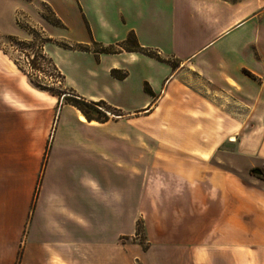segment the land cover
Segmentation results:
<instances>
[{
	"label": "crops",
	"instance_id": "0c3cea01",
	"mask_svg": "<svg viewBox=\"0 0 264 264\" xmlns=\"http://www.w3.org/2000/svg\"><path fill=\"white\" fill-rule=\"evenodd\" d=\"M22 1L24 10L35 14L34 1ZM41 1L57 17V22L47 27L52 41L45 51L79 98L103 100L128 114L146 107L152 96L142 84L153 85L158 76L147 70L152 65L144 54L120 52L118 43L132 32L141 46L158 49L165 57L176 56L180 34L175 32V23H179L180 31L181 21L188 16L214 31L191 55L180 59L176 70L165 64L163 77L168 90L161 97L162 104L182 100L173 88L181 74L177 70L188 62L192 70L212 79L224 78L232 88L237 85L241 90L251 78L245 68L264 75L262 68H250L245 63L250 53L242 37L252 19L243 2ZM61 42L88 45L90 49L89 44L95 42L119 49H115L117 53L97 54L92 49L65 48ZM216 46L211 60L190 59ZM138 66L142 71L138 72ZM124 69L128 73L123 79L111 74L112 70ZM218 69L225 72L216 74ZM134 71L142 98L127 103V87ZM262 99L264 95L257 98ZM64 100L34 88L13 63L0 57V264H264L258 245L250 242L249 226L235 223L232 208L222 206L220 216H207L209 210L217 208L212 198L217 193L203 195L195 185L201 174L190 172L186 166L203 160L201 153L195 152L202 147L187 142L169 154L168 201L147 198L144 239L134 238L142 233L137 234V186L125 196V203L135 201L133 209L127 211L121 203L107 205L106 184L121 180V175L109 174L106 165L113 159L122 173L121 165H128L130 173L124 174L131 180L137 178L132 173L133 167L137 169L136 147L133 154L131 146L124 148L123 159L121 129L109 122L87 120ZM150 111L148 105L144 112ZM189 121L192 130L196 120ZM204 197L210 199L209 206L204 207Z\"/></svg>",
	"mask_w": 264,
	"mask_h": 264
},
{
	"label": "rangeland",
	"instance_id": "374dc122",
	"mask_svg": "<svg viewBox=\"0 0 264 264\" xmlns=\"http://www.w3.org/2000/svg\"><path fill=\"white\" fill-rule=\"evenodd\" d=\"M33 1L37 8L35 14L24 10L22 0H0V57L4 61L13 63L21 73L26 75L34 88L63 99L66 95H73L74 91L65 84L63 74L50 54L45 51V47L50 46L52 41L47 34V27L50 23H56L57 17L47 3L41 0ZM227 1L233 4L243 2L244 5H248L249 16L252 20L244 29L242 37L250 53L245 63L247 67L264 70V0ZM188 17L181 21V32L178 31L179 23H175L177 27L175 32L180 34L176 47L177 57L170 55L166 58L154 48H149V55L142 53L152 65L147 70L158 76L153 85L149 82L142 84L143 89H151L154 94L149 98L150 112H144L147 105L130 115L107 102L89 108L94 116L103 113L108 116L106 122H109V125L121 129L123 159L125 158L124 148L129 149L131 146L132 154L134 147L137 150V169L132 168V173L137 174L136 180L134 178L131 180L128 175L124 174L130 173L128 165H121L122 173L115 166L113 159L107 163L106 169L109 174L121 175V180L113 179L106 184L107 205L115 206L121 203L127 211L130 208L133 209L135 201L132 205L125 203V196L130 194L131 190L135 192L136 185L137 224L142 233L134 238L143 240V211L146 209L147 198L154 197L167 202L171 195L167 188L169 183L167 175L170 174L168 160L171 158L169 154L176 153L175 148L179 147L181 142L191 143L197 147L200 145L202 150L197 149L195 152H197L196 155L201 153L203 160L200 163L196 162L195 165L191 162V166L187 165L186 168L190 172L194 170L196 173L200 172L201 179L195 185L203 195H208L209 191L217 193L216 197L212 195L217 208L214 210L213 207L209 210L207 216H220L222 206L232 208L235 223L243 222L245 226H249L250 242L253 240L258 245L263 256L264 99L258 101L257 98L259 95H264V75H258L251 69L245 68L244 72L251 78L246 88L241 90L237 85L232 88L224 78L212 79L202 71L192 70L188 62L184 68L177 70L181 74L178 77L176 74L178 79L173 88V93L180 95L182 100L180 103L162 104L161 97L168 90L165 83L166 78L163 77L165 64L169 63L173 70H176L181 62L180 59L191 55L214 31V29L206 30L203 25L196 23L191 18L192 16ZM39 38L44 48L36 49L35 44ZM64 44L69 43L61 42V46ZM89 45L95 53L100 50L94 43ZM32 48L43 53L39 55L41 56L39 61L34 60L29 66V50ZM115 49L119 48L115 47ZM215 49H218V46L207 52L198 53L190 59L197 57L196 60H211ZM119 51L131 52L123 48ZM113 53L117 52L113 51ZM137 70L142 71L141 66H138ZM134 72L133 78L128 83L129 86H125L129 91L127 103L139 102L142 98L138 87V74ZM215 72L220 74L225 70L218 69ZM127 73L125 69L111 71L116 78ZM98 109L101 113H98ZM115 115L122 117L112 118ZM191 119L196 120L195 125H192L194 126L192 130L187 125ZM130 133H132L131 139ZM232 137L235 139L232 140ZM127 152L129 154L128 150ZM181 167L183 163L178 168L181 169ZM254 169H260L261 173H254ZM203 202L204 207L209 206L210 199L204 197ZM234 235L235 238L238 236ZM252 238H257V240Z\"/></svg>",
	"mask_w": 264,
	"mask_h": 264
},
{
	"label": "trees",
	"instance_id": "16d2710c",
	"mask_svg": "<svg viewBox=\"0 0 264 264\" xmlns=\"http://www.w3.org/2000/svg\"><path fill=\"white\" fill-rule=\"evenodd\" d=\"M100 50H97L96 53H113L117 52L115 51V47H104L102 44L100 43H95ZM120 49L123 48L127 51H131V52H141V53H145L148 54L150 52L149 48H145L143 46L140 45V43L138 42L136 36L134 33H129V35L127 36V38L125 40H123L122 42H120L119 44ZM63 46L65 47H72L70 44H64ZM76 49H80V50H88L89 46L88 45H77L74 46ZM149 55V54H148ZM34 62V61H33ZM127 74H125L124 76L119 77V79H123L126 77ZM144 91L149 94L150 96H154L153 91L150 89H146L144 88ZM65 100L67 103L77 107L83 114L84 116L87 118V120L92 121V120H96L99 122H106L108 120V116L104 115L102 113V115H98V116H94L90 111L89 108L91 107H97L100 103L102 104H106L105 101L101 100V101H89L83 98H79L77 94H73V95H66L64 96ZM100 109H98V113H101L99 111ZM103 112V111H102ZM139 225V224H138ZM140 228L137 227V232H140Z\"/></svg>",
	"mask_w": 264,
	"mask_h": 264
},
{
	"label": "built area",
	"instance_id": "2783aa9c",
	"mask_svg": "<svg viewBox=\"0 0 264 264\" xmlns=\"http://www.w3.org/2000/svg\"><path fill=\"white\" fill-rule=\"evenodd\" d=\"M41 38H39L38 39V41L36 42V44H35V48L36 49H40V48H44V46H42V44H41ZM36 49H30L29 50V57H30V60L28 59V61H29V66L31 65V62H33L34 60H36V61H39V59L41 58V56H39L40 54H42L43 52H39L38 50H36Z\"/></svg>",
	"mask_w": 264,
	"mask_h": 264
},
{
	"label": "water",
	"instance_id": "95a60500",
	"mask_svg": "<svg viewBox=\"0 0 264 264\" xmlns=\"http://www.w3.org/2000/svg\"><path fill=\"white\" fill-rule=\"evenodd\" d=\"M253 172L256 173V174H260L261 170L260 169H254Z\"/></svg>",
	"mask_w": 264,
	"mask_h": 264
}]
</instances>
